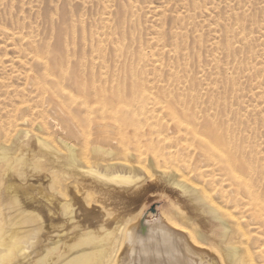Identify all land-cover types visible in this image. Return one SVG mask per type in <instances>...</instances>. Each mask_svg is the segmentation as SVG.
<instances>
[{"label":"bare ground","instance_id":"bare-ground-1","mask_svg":"<svg viewBox=\"0 0 264 264\" xmlns=\"http://www.w3.org/2000/svg\"><path fill=\"white\" fill-rule=\"evenodd\" d=\"M133 1L99 0L102 17L99 26L90 23L88 36H77L66 13L48 41L33 32L21 39L1 33L11 41L13 56L6 61L0 56V264H112L134 240L166 243L171 237L183 246L188 241V252L196 248L203 254L195 256L202 260L207 254L213 264H264V142L251 143L255 127L247 120L261 111L226 95L234 91L229 78L235 74L264 73L263 62L243 67L235 58L244 48L251 50L255 33L262 34L264 46L262 27L253 23L246 34L243 16L234 14L235 4L255 0H236L233 6L234 0H218L238 32L219 13L214 37L206 43L233 60L222 67L220 55L211 56L213 68L200 69L204 80L196 84L189 78H159L178 70L162 58L178 61L188 55L186 30L204 6L170 0L180 3L184 14H169L167 7L151 11L158 13L154 20L179 27L169 35L157 32L130 50L107 37L111 27L104 17L116 6L114 33L120 39L127 29L125 17L140 14ZM133 53L157 76L161 73L159 78L126 69ZM222 76L225 84L217 81ZM29 122L30 131L25 128ZM261 123L264 129L263 118ZM127 144L134 148L126 149ZM123 156L147 159L158 183L180 201L171 225L140 228L119 214L112 221L84 209L89 197L115 207L136 200L139 191L129 188L144 178L134 174L147 177L146 169ZM56 210L63 220L52 224L49 216Z\"/></svg>","mask_w":264,"mask_h":264},{"label":"rangeland","instance_id":"rangeland-1","mask_svg":"<svg viewBox=\"0 0 264 264\" xmlns=\"http://www.w3.org/2000/svg\"><path fill=\"white\" fill-rule=\"evenodd\" d=\"M168 1L170 0H137V3L133 1V4H137L138 8H141L140 14L134 17L128 14L125 17L124 27L127 29L124 36L120 39L114 33V29L115 31L118 30L116 29L118 19L115 13L117 12L116 6L112 7L110 11L111 14H107L104 17L107 21L106 23L111 27L107 37L117 40L118 44L123 45L125 49H130L133 46L145 45L146 39L157 32H163L169 35L173 29L179 26L175 25L170 20L164 21L161 19L160 22H158L156 18L154 20L153 18L157 16L158 13L153 12V14L151 12L153 10L161 12L167 7L166 9L170 11L169 14H184L185 10L180 3H168ZM194 1L202 5V7L204 6V10L201 13L197 12L193 21L194 26L191 24L186 30V40L188 42L186 41L187 50L184 52L188 53V55L184 59L179 58L178 61L176 59L169 60L166 57L162 58L164 64L173 65L175 68H178V70L174 72L166 71L163 73L162 78H159L161 73L157 76L152 66L149 63H144L135 53L127 57L126 69L132 68L141 70L143 72V77H147L150 80L153 79L152 77L159 78L163 82H167L169 79L172 80L173 78H189L191 81L193 79L192 82L196 84L200 82L199 79L204 80V78L198 74V71L202 68L211 69L213 65L212 62L209 64L211 56L219 57L220 55L219 66L221 65L222 67L226 61H232L233 59L231 57L226 59L224 57L225 55L220 54L222 50H213L209 47L208 43H206V41H210L214 37L213 30L216 28L214 23L217 20L219 21V13L222 14L221 19L223 20L220 21H225V24H228L234 33L238 32V25L234 22L233 17L228 20L224 14L226 5L224 3H218V0ZM235 2L236 0H234L231 5L233 6ZM150 12L151 14H149ZM62 13L67 14V22L74 26L77 36H81L83 32L85 36H88L90 23L95 20L98 25L103 10L100 7L99 0H85L84 5L81 0H0V56L3 57L2 60L6 61L8 57L10 58L13 56L12 47H8V45L12 43L10 40L5 41L1 37L2 32L14 34L16 37H20V39L26 38L27 34L33 32V35L37 36L38 40L48 41L54 36L56 29L62 23ZM234 14L239 17L243 16L244 20L242 23L244 24L246 34L251 33L253 28L251 24L253 23L256 24V27L261 26L264 34V0H255L252 3L241 4L240 6L235 4ZM223 16H225V18H223ZM80 20L84 21L83 25L80 23ZM131 34L133 35V39H131ZM252 37L253 38L250 40L251 50L249 51L247 48H244L240 54H236L235 56L239 62H242L243 67L255 66L260 61L264 63V55L261 54V50L264 49L261 43L262 34L255 33ZM198 39L201 40L199 41ZM223 41L219 40L222 47ZM230 41L234 42L235 40H233L232 37ZM192 43H194V45ZM200 44L202 45L201 47L198 46ZM125 49L122 48V53L126 51ZM130 50H133V48ZM146 53L147 57L150 58L148 50H146ZM236 72L238 74L241 73L239 71ZM243 76L244 73L238 76L235 74L232 78H229L234 83V91L226 95L228 98L232 97L234 99L233 103L236 101L243 107H248L249 109L254 108V110L258 112L261 111L259 112L260 114L257 113L256 115L247 117V120L255 127L254 136L256 138L253 136L250 140L251 143L262 144L264 142V129L261 123L262 118L264 119V73L259 76L253 74L249 75L250 77L245 75L244 78ZM261 78H263L262 81H260ZM217 81L220 84L226 83L223 76L217 78ZM12 85L18 87L20 83H12ZM256 94L258 95L256 96ZM242 120H245V118H242ZM25 128L29 131L32 130L30 122ZM133 148L134 147L129 144L126 146V149ZM125 159L128 160V163L134 164L135 162L136 164L138 163L143 170L146 169L145 174L147 177L143 176V173V175L134 174V176L144 178L134 181L133 185L129 188L136 192L139 191L138 196L135 197L136 200L129 204L117 206V208L115 207L116 205L108 203L107 201L100 202L95 197H89L86 199V204H84L86 208L84 209L92 213L100 212L101 214H105L106 220H119V217L123 220L129 219L131 223H137L140 228H146V226L154 225L159 222H162V224L166 226L167 224L171 225L174 221L173 211L178 208L176 204L178 203L182 206L180 201L176 202L171 190L163 183H158V179L147 159ZM90 165H92V163H90ZM59 199L61 198L57 195L56 200ZM67 200H70V203L74 204L73 200L70 198ZM42 215L44 216L43 213ZM49 220L52 224H58L63 219L56 210L54 216H49ZM116 224H112V226ZM84 225H88L91 229L97 227L91 223H86ZM112 226L110 225L109 227ZM65 229L66 228H64V230ZM134 241L132 242L133 244L131 243L132 245L128 243L129 246L127 249H121L116 254L112 264H213V259L207 254H204L206 257L202 260L195 256V253L203 254L198 252L196 248L188 252L184 248L185 245L191 248L188 241L184 243V246L173 237L169 238L166 243L153 240L147 242L142 241L139 244L137 240ZM123 252L126 254V257L122 260L121 255Z\"/></svg>","mask_w":264,"mask_h":264}]
</instances>
